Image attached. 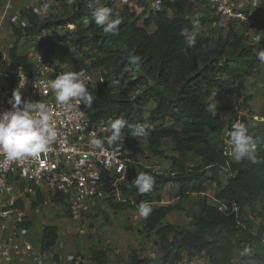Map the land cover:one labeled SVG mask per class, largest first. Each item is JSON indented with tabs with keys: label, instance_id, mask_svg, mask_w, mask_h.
Instances as JSON below:
<instances>
[{
	"label": "trees",
	"instance_id": "16d2710c",
	"mask_svg": "<svg viewBox=\"0 0 264 264\" xmlns=\"http://www.w3.org/2000/svg\"><path fill=\"white\" fill-rule=\"evenodd\" d=\"M53 1L62 8V16L42 19L33 7L20 10L28 25L12 27L15 43L10 51V68L23 66L30 72L33 70L29 57L17 53L18 42L23 37L38 35L44 30L58 35L60 30L71 29L68 41L74 50L75 72L84 75L97 72L102 77L85 84L96 97L91 108L85 106L91 122L99 127L108 126L110 119L123 117L130 123L148 124V135L141 138L132 136L125 128L121 133L125 145L137 146L146 139L153 155L165 156L163 143L168 139L177 153L170 157L174 170L169 173L132 164L131 180L120 186L124 200L116 201L113 207L125 209L161 202L170 183L178 185L182 198L194 192L204 195L192 216L191 227L164 222L169 212L180 206H149L151 212L140 232L156 235L159 256L153 258L133 252L126 264H233L236 250H240L245 264H264V122L250 116L241 117L240 122L249 128L255 140L256 162L233 159L229 162L233 175L223 184L221 174L227 166V157L221 134L227 125L232 129L241 111L252 113L243 104V109L225 121L218 112L213 115L205 110L211 93L219 87L226 88L229 96L240 98L246 79L258 70L260 62L255 45L247 35L229 23L225 34L213 36L198 32L196 45L188 47L182 30L198 31L189 16L191 7L208 0H161L163 8L156 11L150 9L149 0H139L137 10L129 5L118 6V0H100L123 21L117 33L107 35L95 24L87 7L88 0H74L72 4L68 0ZM253 19L255 24L264 26V19L258 13ZM219 20L220 16L213 15L199 18L198 22ZM151 23L156 26L153 31L147 28ZM129 55L139 56V63L131 64ZM111 80H119L118 90L108 87ZM186 155L197 159V164L185 167L180 156ZM138 173L154 176L150 191L143 194L138 191L134 184ZM209 183L216 185L218 200L236 203L237 213H225L208 201ZM105 188L113 189L110 182ZM35 191L41 201V190L35 188ZM50 194L51 201L71 216L68 201L59 193ZM108 200L114 202L113 197ZM16 208L27 216L22 200ZM22 225L29 228L30 221ZM58 239V225H46L40 237V251L50 250ZM245 248L251 250L247 256L242 255ZM90 259L88 264H112L107 250L92 248Z\"/></svg>",
	"mask_w": 264,
	"mask_h": 264
},
{
	"label": "built area",
	"instance_id": "2783aa9c",
	"mask_svg": "<svg viewBox=\"0 0 264 264\" xmlns=\"http://www.w3.org/2000/svg\"><path fill=\"white\" fill-rule=\"evenodd\" d=\"M208 1L213 4L215 13L221 20L238 21L248 28L257 25L253 15L259 14L262 0ZM128 5L137 10L139 0H128ZM149 7L155 11L161 10L163 4L161 0H149ZM34 10L39 12L38 7H34ZM13 20L19 27L28 25L22 14H16ZM29 59L33 64L32 72L23 66L12 69L10 61H0V112L11 108L9 99L19 84L20 76L25 77V87L20 89L22 99L40 101L48 106L57 139L39 158L8 161L0 155V264H12L13 254L18 252L20 245L24 247L23 252L29 255L30 264H88L80 255L70 256L59 263L48 262L42 252L35 249L30 240L25 239L29 232L22 224L28 218L16 208L18 200H23L34 187L47 188L49 192L62 195L68 201L74 217L78 218L89 213L98 201L110 197L115 201H123L120 186L131 180L129 168L132 164H141L156 172L165 171L159 164H142L134 160L127 152L122 137L116 144L109 145L106 141L110 134L108 126L94 125L84 104L73 101L72 107L67 109L57 105L49 81L63 72L55 69L34 47L30 49ZM98 78L102 80V77ZM84 82H93L90 73L84 75ZM242 116L264 122V115L247 114L243 111L239 113L236 122H240ZM230 131L227 125L221 134L223 152L227 157V166L223 169L226 178L233 175L229 162L234 158L230 154L227 135ZM92 138L103 139V146L92 145ZM22 181L26 182L24 186ZM107 182L112 185L111 191L105 188ZM213 200L225 213L238 212V206L234 202L227 204L216 197Z\"/></svg>",
	"mask_w": 264,
	"mask_h": 264
},
{
	"label": "clouds",
	"instance_id": "9594fccd",
	"mask_svg": "<svg viewBox=\"0 0 264 264\" xmlns=\"http://www.w3.org/2000/svg\"><path fill=\"white\" fill-rule=\"evenodd\" d=\"M74 0H68L72 4ZM87 7L91 10V16L96 25L100 26L103 32L115 34L123 22L118 14L100 3V0H88ZM194 28H199L198 21L194 22ZM188 47H194L197 43L198 31L184 29L181 32ZM257 37V41H259ZM256 57L264 65V49L256 51ZM131 64L140 61L139 56L129 55L127 57ZM103 82V81H101ZM119 80L109 81L108 87L119 89ZM25 87V77L20 76L19 84L14 89L12 97L9 99L11 108L0 112V155L8 161H21L27 158H39L42 153H46L50 146L57 139V131L51 120V113L48 106L40 101H30L22 99L20 89ZM49 87L55 97L57 105L66 109L72 107V102L84 104L87 108L93 105L94 95L90 93L84 82V73L66 72L58 75L54 80L49 81ZM217 92H212L205 110L213 115L217 111ZM127 128L134 137L141 138L148 135L150 125L140 123H130L123 117L110 119L108 121V132L106 141L109 145L116 144L121 139L122 131ZM230 154L236 162L245 159L256 162L253 154L255 150V140L249 132V128L241 122H236L231 131L227 134ZM91 144L102 147L104 140L92 138ZM154 176L149 173H138L134 179V184L140 193L151 190L154 184ZM151 208L141 203L139 214L147 217ZM250 249L245 248L242 255H249Z\"/></svg>",
	"mask_w": 264,
	"mask_h": 264
},
{
	"label": "rangeland",
	"instance_id": "374dc122",
	"mask_svg": "<svg viewBox=\"0 0 264 264\" xmlns=\"http://www.w3.org/2000/svg\"><path fill=\"white\" fill-rule=\"evenodd\" d=\"M123 1L126 2V4L128 2V0H122L120 1V4L122 3L124 4ZM21 8H24L23 5H21V3H15L14 0H9L8 2L5 1L0 2V61L3 63L10 61V51L15 43V36L12 32V27L15 26L20 28L18 25L15 24L13 17L16 14H21L20 13ZM39 8H40V12H39L40 17L42 19L51 18L55 16L56 17L62 16V12H63L62 8L59 7V4H56L54 2L45 4L44 0H41V2L39 3ZM205 8L206 6H202V8H200L199 4L195 3L191 7L189 16L195 22L202 17L208 18L213 15L216 16L213 10H211V12H207ZM170 14L171 15L173 14L172 11H170ZM198 23H199V28L197 29L198 32L210 34L213 36H218L221 34H225L227 32V29L229 27L228 25L229 23H232V21L219 20V22H216V24H213L214 22L212 23L198 22ZM70 32L71 29H65V30H60L58 35H55L52 33L51 30H44L38 35L23 37L18 42L17 53L19 55H27L29 57L30 49L34 47L58 71H60L59 69H62L63 71L61 70L60 72L63 73L73 72L75 71V63L73 60L74 50L72 49V46L68 41V35L70 34ZM61 37H63L64 39H62ZM90 78L92 79V81L95 82L96 79L98 78L97 72L96 74L95 72H92L90 74ZM163 148L165 150V156H155L149 151L147 140L142 139L137 146H132V147L127 146V152L130 153V156L137 162H140L142 164H150V165L159 164L161 165L163 171L170 172L171 170H174L172 160L170 159V157L177 155V153L173 149V146L168 139L164 141ZM180 161L183 162L185 164V167L187 168L197 164L198 162L197 159L192 158L191 155L180 156ZM221 179L223 184H225L226 183L225 174L224 175L223 173L221 174ZM216 190L217 187L214 183H209L207 185L206 193L208 192L210 196H206V197L208 198V201L210 203L214 204L213 198L215 197ZM167 192H168L167 195L169 196V199L171 201L169 204L180 206L179 208L172 209L169 212L170 214L169 218L173 220L175 224L191 227L192 216L198 211L199 204L204 195L194 192V193H189L185 195L186 197L182 198L179 196L178 185L172 183L169 184ZM41 195H42V200L40 201L35 189H33L30 193H27L24 198L26 213L33 217V220L35 221V223L39 225L38 226L39 228L45 224H56L61 226L62 223H70L72 227L75 226V228L74 227L73 228L74 230L77 231L76 234L77 237L80 235L78 233V229L81 231L83 230V235L81 237L84 238L88 234L87 230L92 229L95 225L99 223L98 219L96 220V217L102 215L101 220L104 222L107 218L110 217L105 209H99L96 215H92L91 213L85 215L82 214L81 216L76 218L74 217V214H72V212H71V216L67 215L64 213L66 210L65 208H61L60 205H58L55 202H52L51 194L46 189L41 190ZM113 203L115 202L110 201L108 199L101 200V204L111 208L110 209L111 212H113L112 210H114V208L111 207L113 206L112 205ZM130 209L135 210V211H129L132 213L131 215L133 216L139 215V207H131ZM83 216L85 218L87 217L89 221L87 222L80 221V219ZM134 217L136 220L137 217L136 216ZM129 228H131L130 230L135 231L138 234H142L140 232V229H142L143 227L134 229L131 225H129L128 229ZM37 237L31 240L35 246L38 245ZM50 254L52 255V257L55 256L59 257V254H57L56 251H52ZM233 264H245L242 260L240 250H236Z\"/></svg>",
	"mask_w": 264,
	"mask_h": 264
},
{
	"label": "crops",
	"instance_id": "0c3cea01",
	"mask_svg": "<svg viewBox=\"0 0 264 264\" xmlns=\"http://www.w3.org/2000/svg\"><path fill=\"white\" fill-rule=\"evenodd\" d=\"M8 2L9 0H0V2ZM120 1H117L118 6L128 5V2H124V4H120ZM15 3H21L23 7H38L41 0H14ZM56 3L53 0H44L45 4ZM208 2V3H207ZM207 2H196L199 4V7L206 6L205 10L207 12L214 11L213 4L209 1ZM27 3V4H25ZM57 4V3H56ZM22 9V8H21ZM260 17L264 19V0H262L261 6L259 7ZM40 12V8H39ZM216 14V13H215ZM171 15V14H170ZM212 15V14H211ZM223 21V20H222ZM141 22V21H140ZM233 27L247 35L250 43L255 45V51L260 49H264V26L256 25L252 28L245 27L242 23L238 21H232ZM148 30L153 31L156 26L154 23H151L148 27ZM257 37H259V41H257ZM217 92V111L219 115L225 120L228 121L234 114L238 112V110L243 109V104H246L247 110L252 114L264 115V65L260 63L257 71L253 73V75L249 76L245 82V88L243 91V95L240 98L231 97L227 94L226 88L219 87L216 90ZM224 175V174H223ZM22 186L26 184L24 181L21 182ZM169 186V184H168ZM168 186L165 188V194L163 200L161 202L153 203L148 206H161L164 204H169L171 201L169 196L167 195ZM36 187H34L35 189ZM40 190L47 188H39ZM49 192V191H48ZM208 193V192H207ZM206 195L210 196L209 193ZM25 198V197H24ZM24 198L22 202L25 205ZM19 199L18 201H20ZM116 202V201H114ZM111 206V205H110ZM114 208L113 206H111ZM99 209H105L108 215L110 216L104 221H102V215L96 217L99 223L95 225L92 229L87 230L86 237H81L83 235V230L78 229V233L80 234L78 237L76 236L77 231L74 230L75 226H71L70 223H62L59 227V239L54 247L50 250L42 252V255L46 258V260L50 263L52 262H63L70 258L73 255H80L83 259H85L88 263L91 262V249H102L108 251V260L112 264H126L132 255L133 252H137L141 256H148L156 258L159 256L158 246L156 244V235L151 233L147 234H138L135 231L128 229V226L131 225L134 229L140 228L144 226L145 217L139 215H131L132 213L129 211L130 208L125 209H115L110 211L111 208L104 206L101 204V201L96 202L89 213L92 215H96ZM118 210V211H117ZM115 211V212H114ZM26 212V206H25ZM86 213V214H89ZM28 216V221H30V227L28 228V235L25 237L27 240L38 238V245L34 248L40 251V237L42 235V230L46 225H42L40 228L39 225L35 223L33 217L26 213ZM85 215V214H84ZM170 214L166 216L164 222L175 223L173 220L169 218ZM87 218V217H86ZM84 216L80 219V221H89ZM97 221V222H98ZM85 222V223H86ZM40 234V235H39ZM32 242V241H31ZM24 247L20 245L18 252H14L12 264H30V257L28 254L23 252ZM52 251H56L59 254V257L55 259L50 254ZM202 261V260H201ZM199 260L198 262L201 263ZM154 264V263H153ZM159 264V263H157ZM181 264H187L185 262H181Z\"/></svg>",
	"mask_w": 264,
	"mask_h": 264
}]
</instances>
